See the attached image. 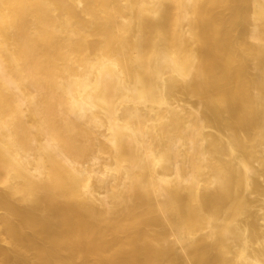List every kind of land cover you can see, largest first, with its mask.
<instances>
[{
	"label": "bare ground",
	"instance_id": "bare-ground-1",
	"mask_svg": "<svg viewBox=\"0 0 264 264\" xmlns=\"http://www.w3.org/2000/svg\"><path fill=\"white\" fill-rule=\"evenodd\" d=\"M0 264H264V0H0Z\"/></svg>",
	"mask_w": 264,
	"mask_h": 264
}]
</instances>
